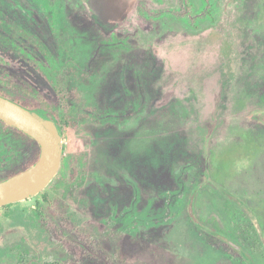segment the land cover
Returning <instances> with one entry per match:
<instances>
[{"label": "rangeland", "instance_id": "1", "mask_svg": "<svg viewBox=\"0 0 264 264\" xmlns=\"http://www.w3.org/2000/svg\"><path fill=\"white\" fill-rule=\"evenodd\" d=\"M192 2L44 0L54 32L37 0H0V90L55 103L69 64L81 95L55 182L0 209V264H247L232 241L264 264V0ZM0 142L1 179L34 147L2 125ZM44 193L90 256L32 217Z\"/></svg>", "mask_w": 264, "mask_h": 264}, {"label": "trees", "instance_id": "2", "mask_svg": "<svg viewBox=\"0 0 264 264\" xmlns=\"http://www.w3.org/2000/svg\"><path fill=\"white\" fill-rule=\"evenodd\" d=\"M38 3L43 8L44 16L47 22L50 24L52 30L54 32L58 31L57 28V19L54 13L47 7L44 3V0H37ZM181 8L183 9L182 13L184 15H190L194 9V4L192 0H179ZM181 13V14H182ZM182 15V16H184ZM99 57L95 58L93 61L96 64L98 63ZM75 68L72 65H65L61 69L57 70L54 76H47L50 84L52 85L55 94H56V102L50 103L42 95L36 93V97L38 98L39 105L37 107L26 106L31 109H36L39 112L43 113L45 116L54 118L57 123L59 124L60 130L63 134L69 133L71 130L75 129L79 123L76 108L78 104L81 103V95L79 90L73 84V73ZM0 94L3 96L10 97L4 91L0 90ZM11 99L21 103L20 101L16 100L15 98L10 97ZM0 125H2L6 129L14 130L17 134L21 135L25 138L33 147L34 151L32 156H30L26 162L22 165V167L10 173L9 175L5 176L4 178L0 179V182L3 180L8 179L9 177L22 172L36 163L40 156L41 148L39 143L24 133L23 131L13 127L0 119ZM6 144L0 142V168L2 165L8 161L10 158L6 155ZM55 182V181H54ZM52 182V184L54 183ZM227 195L228 203L232 204V211H231V219L233 224L238 223L241 225L242 228H245V225L253 224V221L256 217H253V214L246 210V208L241 205L236 199L231 197L228 193L225 192ZM44 203H40L37 205L36 209L34 210L33 218L36 221H39L43 226L49 231L51 237L54 241H60L64 247H71L76 249L75 252H79L81 258H86L90 256L89 252H93L92 244L90 239L83 238L82 235L76 233L72 223L69 218H64L62 214V210L58 206L59 202L56 198L50 194L44 193L43 194ZM13 207V204L7 205L6 209H10ZM237 210V212H235ZM256 221V220H255ZM254 221V222H255ZM243 223L245 224L244 226ZM21 225H26L24 220H22ZM198 224V223H197ZM201 230H205L199 225ZM246 230V229H245ZM258 231V230H257ZM219 240H223L224 242H230V240L224 236L217 234ZM231 245V244H230ZM237 251V249L234 247ZM3 251V249H0ZM240 251V250H239ZM237 251L243 255L247 264H255L254 259L248 253L244 251ZM78 260V259H76Z\"/></svg>", "mask_w": 264, "mask_h": 264}, {"label": "water", "instance_id": "3", "mask_svg": "<svg viewBox=\"0 0 264 264\" xmlns=\"http://www.w3.org/2000/svg\"><path fill=\"white\" fill-rule=\"evenodd\" d=\"M0 119L35 139L41 148L35 164L0 182V209L42 193L62 166L64 139L54 118L0 94ZM231 244L242 251L241 246Z\"/></svg>", "mask_w": 264, "mask_h": 264}, {"label": "flooded vegetation", "instance_id": "4", "mask_svg": "<svg viewBox=\"0 0 264 264\" xmlns=\"http://www.w3.org/2000/svg\"><path fill=\"white\" fill-rule=\"evenodd\" d=\"M22 104V103H21ZM25 106V105H24ZM28 108V107H27ZM29 109H31V108H29ZM34 110H36V109H34ZM38 111V110H37ZM233 242V241H232ZM235 243V242H234ZM237 244V243H236ZM232 245V244H231ZM237 245H239V244H237ZM240 246V245H239ZM241 248H242V251H244V249H243V247L241 246ZM238 250V249H237ZM239 251V250H238ZM245 253H247L246 251H244Z\"/></svg>", "mask_w": 264, "mask_h": 264}]
</instances>
